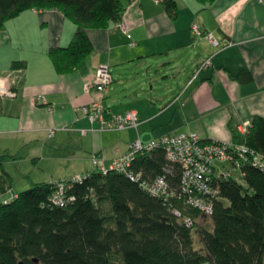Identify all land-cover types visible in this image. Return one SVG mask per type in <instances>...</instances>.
<instances>
[{
	"label": "crops",
	"instance_id": "1",
	"mask_svg": "<svg viewBox=\"0 0 264 264\" xmlns=\"http://www.w3.org/2000/svg\"><path fill=\"white\" fill-rule=\"evenodd\" d=\"M173 1L177 9L170 16L164 0H118L117 22L87 32L93 51L68 73H57L48 54L70 43L75 25L69 18L57 10L28 9L6 21L0 29V85L8 92L0 96V152H22L12 158L34 165L57 159L62 170L50 169L51 183L90 172L92 157L109 166L136 139L148 143L194 132L228 143L239 136L238 124L264 117V2ZM117 23L125 26L132 47ZM208 33L217 46L205 39ZM102 64L112 78L106 107L113 114L132 111L136 128H102L82 114L94 97L84 85ZM242 71L250 73V82L235 80Z\"/></svg>",
	"mask_w": 264,
	"mask_h": 264
},
{
	"label": "trees",
	"instance_id": "2",
	"mask_svg": "<svg viewBox=\"0 0 264 264\" xmlns=\"http://www.w3.org/2000/svg\"><path fill=\"white\" fill-rule=\"evenodd\" d=\"M164 6L170 16L176 14L173 0H164ZM28 9L57 10L75 25L70 43L48 54L57 73H68L93 51L87 32L117 22L121 5L118 0H0V29ZM234 78L251 81L245 71ZM249 123L247 133L235 134L233 142L264 156V117L254 115ZM132 169L142 180L98 168L80 180L62 179L69 186L62 205L51 199L58 188L52 182L35 183L0 202V264H264V169L250 162L240 166L245 187L233 175L213 176L210 215L180 196L181 167L170 163L162 148L136 153ZM157 176L176 197L163 199L141 186ZM10 185L0 162V193Z\"/></svg>",
	"mask_w": 264,
	"mask_h": 264
},
{
	"label": "built area",
	"instance_id": "3",
	"mask_svg": "<svg viewBox=\"0 0 264 264\" xmlns=\"http://www.w3.org/2000/svg\"><path fill=\"white\" fill-rule=\"evenodd\" d=\"M155 4L162 0H153ZM264 2V0H259ZM116 28L123 32L127 39L128 45L132 47L134 42L131 36L126 32L123 24L117 23ZM191 31L196 35H201L197 25L191 26ZM205 39L217 46L218 42L213 39L210 33L204 35ZM112 82L109 67L106 64L100 65L93 78V81L85 83V90H93L94 97L87 106L81 108L82 114L91 122H98L102 128L111 130H124L136 128L138 120L132 111L123 114L110 113L105 104L108 88ZM8 92L4 86L0 85V96L7 95ZM40 104H46L44 98L38 97ZM250 123L246 120L236 126L238 134L244 136L247 133ZM53 130H49V136ZM162 148L166 159L173 164L181 167V191L183 197L189 205L200 210L204 215L212 213L211 202L207 196H214L216 191L210 186L213 176L229 177L237 175L240 166L247 162L264 169V156L254 153L248 149L242 142H217L213 140H202L194 132H178L164 135L157 140L142 143L136 139L130 146L126 154L114 159L107 167L97 165V159L92 157L94 169L98 168L102 172L113 170L125 174L130 180H142L141 173L132 169V162L136 153L148 152L155 148ZM230 165V167H229ZM72 181L80 180L79 175L72 176ZM57 182V183H56ZM57 184V190L52 194L51 199L57 205L64 204L66 189L69 187L62 181L52 182ZM141 186L150 194L166 199L176 197V190H172L163 176H157L150 184L142 182ZM179 196V192H178ZM187 224L190 221L185 220Z\"/></svg>",
	"mask_w": 264,
	"mask_h": 264
},
{
	"label": "rangeland",
	"instance_id": "4",
	"mask_svg": "<svg viewBox=\"0 0 264 264\" xmlns=\"http://www.w3.org/2000/svg\"><path fill=\"white\" fill-rule=\"evenodd\" d=\"M21 153L16 155L14 154V150H10L8 152H0V162L2 163L4 171H6L11 178V185L9 190L6 191L5 193H0V195H2L0 197V202L8 201L9 198H12V196L15 193L19 194L20 192L31 188L35 183L38 182L50 183V180H48L50 178H46V175L48 172H50V169H53L54 171L62 170V168L59 169L57 168V164L59 162L57 161V159L51 162L43 161L38 165H34L27 163L25 159L15 160V158H12L15 157V155L17 157H20L19 155H22ZM91 164H92V160H91ZM92 168H94L93 165ZM69 169H71V172L77 171L76 166H72ZM41 170H44L45 173H42ZM79 176H83V175L80 174ZM233 176L243 187L246 186L239 171H237V175H233ZM56 177L59 176L54 175L52 179L56 180L57 179ZM115 264H120V263L115 262Z\"/></svg>",
	"mask_w": 264,
	"mask_h": 264
},
{
	"label": "water",
	"instance_id": "5",
	"mask_svg": "<svg viewBox=\"0 0 264 264\" xmlns=\"http://www.w3.org/2000/svg\"><path fill=\"white\" fill-rule=\"evenodd\" d=\"M19 264H22V263H19Z\"/></svg>",
	"mask_w": 264,
	"mask_h": 264
}]
</instances>
